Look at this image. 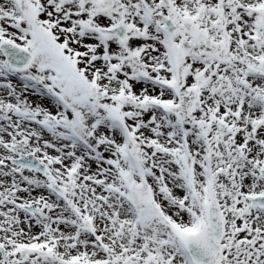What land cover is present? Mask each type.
<instances>
[{
    "label": "snow or ice",
    "instance_id": "1",
    "mask_svg": "<svg viewBox=\"0 0 264 264\" xmlns=\"http://www.w3.org/2000/svg\"><path fill=\"white\" fill-rule=\"evenodd\" d=\"M0 264H264V0H0Z\"/></svg>",
    "mask_w": 264,
    "mask_h": 264
}]
</instances>
